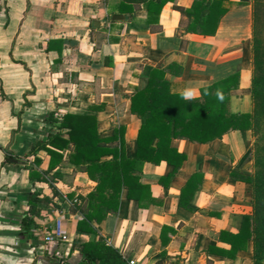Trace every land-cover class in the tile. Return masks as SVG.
<instances>
[{"label": "crops", "instance_id": "0c3cea01", "mask_svg": "<svg viewBox=\"0 0 264 264\" xmlns=\"http://www.w3.org/2000/svg\"><path fill=\"white\" fill-rule=\"evenodd\" d=\"M149 1L0 0V264H90L83 246L100 236L127 264H253L250 245L234 258L209 251L227 252L222 233L238 234L253 212L251 120L207 144L173 139L171 146L186 156L179 169L166 162L136 168L160 204L142 209L123 190L117 211L93 222L99 236L78 230L84 219L78 207L97 182L70 163L73 145L52 169L46 151L31 152L57 132L58 124L47 121L51 114L91 115L99 137H115L116 145L122 139L125 157L133 159L145 118L132 113L131 97L146 89L154 69L187 99L237 75L231 113L240 123L251 117L253 0H228L213 36L185 33L188 19L174 6L189 8L194 0L169 2L157 18L148 13ZM136 170L122 167L125 175ZM195 174L200 186L188 185ZM184 188L192 194L186 207L180 205ZM34 196L50 202L30 215ZM76 198L80 204L73 206ZM27 216L33 223L26 235ZM58 219L69 242L35 234Z\"/></svg>", "mask_w": 264, "mask_h": 264}, {"label": "trees", "instance_id": "16d2710c", "mask_svg": "<svg viewBox=\"0 0 264 264\" xmlns=\"http://www.w3.org/2000/svg\"><path fill=\"white\" fill-rule=\"evenodd\" d=\"M175 1L150 0L148 13L157 18L167 3ZM230 5L228 0H194L189 8L176 4L174 8L188 19L185 33L213 36ZM253 9V110L251 117H243L241 123L230 109V93L238 86L237 75L204 87L199 97L187 99L183 94L170 90L169 83L164 80V72L159 69L151 71L146 89L136 90L131 97L132 113L140 119L145 118L139 129L138 149L133 159L125 157L122 139L120 145H116L115 137H99L95 116L66 114L55 118L51 114L47 118L48 123L58 124L57 132L49 135L47 141L38 142L31 152L46 151L51 157L52 169L63 161L60 152L69 149L72 144L70 163L84 166L88 176L97 182L96 190L83 199L78 207L84 215V219L78 223V230L99 236L93 222L100 223L107 213L117 211L123 190L142 209L160 204L152 197L150 187L142 183L140 171L136 168L147 162L156 165L166 162L174 166L175 170L179 169L186 156L171 146L173 139L207 144L221 139L236 128L248 127L251 120L250 127L255 138L251 179L253 212L244 217L238 234L222 233V241L230 245L227 252L216 248H210L209 251L234 258L239 251H245L250 245L253 264H264V0H253ZM64 130L67 131L69 140L62 138L61 132ZM107 155H112V159L102 161V157ZM123 166L135 167V174H123ZM201 182L202 176L195 174L188 185L196 183L200 186ZM185 188L180 197L182 207H186L192 198V194L186 195ZM49 202L48 198L32 197L29 202L30 215L38 214ZM32 223L30 216L24 219L26 235ZM81 253L90 264H127L119 251L108 246L101 236L97 241L86 243Z\"/></svg>", "mask_w": 264, "mask_h": 264}, {"label": "built area", "instance_id": "2783aa9c", "mask_svg": "<svg viewBox=\"0 0 264 264\" xmlns=\"http://www.w3.org/2000/svg\"><path fill=\"white\" fill-rule=\"evenodd\" d=\"M80 201L76 198L72 201L73 206H78ZM35 234L42 235L45 242L54 243V242H69V238L66 234V230L64 228V222L62 219H58L55 222V225L51 227V230H47L46 228L43 231L39 229H35ZM129 264H137L135 261H130Z\"/></svg>", "mask_w": 264, "mask_h": 264}, {"label": "rangeland", "instance_id": "374dc122", "mask_svg": "<svg viewBox=\"0 0 264 264\" xmlns=\"http://www.w3.org/2000/svg\"><path fill=\"white\" fill-rule=\"evenodd\" d=\"M260 136H262V132H261V135ZM262 143H264V142H262Z\"/></svg>", "mask_w": 264, "mask_h": 264}, {"label": "clouds", "instance_id": "9594fccd", "mask_svg": "<svg viewBox=\"0 0 264 264\" xmlns=\"http://www.w3.org/2000/svg\"><path fill=\"white\" fill-rule=\"evenodd\" d=\"M187 95H190V93H187Z\"/></svg>", "mask_w": 264, "mask_h": 264}]
</instances>
